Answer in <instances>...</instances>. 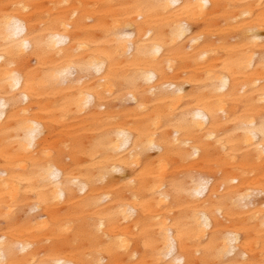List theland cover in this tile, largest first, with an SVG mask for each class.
I'll use <instances>...</instances> for the list:
<instances>
[{"label":"bare ground","instance_id":"6f19581e","mask_svg":"<svg viewBox=\"0 0 264 264\" xmlns=\"http://www.w3.org/2000/svg\"><path fill=\"white\" fill-rule=\"evenodd\" d=\"M0 264H264V0H0Z\"/></svg>","mask_w":264,"mask_h":264}]
</instances>
